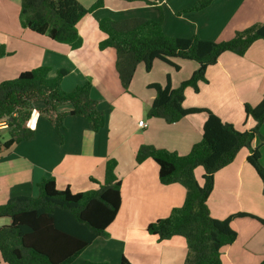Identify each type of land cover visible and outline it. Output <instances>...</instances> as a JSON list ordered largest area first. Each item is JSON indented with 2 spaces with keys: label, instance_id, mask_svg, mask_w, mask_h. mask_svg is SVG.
<instances>
[{
  "label": "crops",
  "instance_id": "obj_1",
  "mask_svg": "<svg viewBox=\"0 0 264 264\" xmlns=\"http://www.w3.org/2000/svg\"><path fill=\"white\" fill-rule=\"evenodd\" d=\"M150 1L156 5L117 1L118 6L113 7L110 17L116 20L136 17L160 20L162 17L168 36H196L217 42L230 40L253 24L264 23V0H215L202 11L180 15L179 12L198 0ZM82 5L92 4L89 0ZM20 8V0H0V45L8 52L0 58V83L13 80L34 66L50 67V77L66 69L69 73L62 80L63 90L69 92L91 80V97L99 101L107 121L95 133L86 118L68 116L64 128L58 132L48 118L35 112L27 123V127L35 130L34 139L15 145L0 159V205L14 196L37 197L38 184L50 177H55L61 190L70 187L73 193H78L96 189L105 180L107 161L115 159L116 174L122 182L121 207L107 230L108 236L97 238L73 264L86 261L121 264L123 257L131 264H185L188 244L184 237L159 241L147 228L181 207L186 189L181 184L163 185L159 165L152 159L138 164L136 154L142 145H151L185 156L202 141L205 113L189 115L174 124L148 116L156 97V92L148 86L165 85L170 76L176 88L192 76L198 63L175 59L180 66L176 70L157 60L149 72L140 64L126 91L116 69V50L99 48L107 37L99 29L100 19L107 15L100 11L103 7L80 24L83 45L76 50L35 32L32 35L22 25L16 32L8 33L5 28L8 24L4 22L17 23L18 20L12 22L9 13L12 9L19 18ZM28 50L38 53L37 56L29 57ZM206 76L208 82L200 84L198 93L186 89L184 107L207 108L238 130H249L253 122L247 119L244 106H257L263 98L264 42H255L244 57L224 53L216 65L208 68ZM60 110L67 112L70 106ZM140 121L147 123V127H141ZM261 133L264 136V125ZM253 147L260 150L264 165V143L259 137L255 138ZM248 156L246 149L241 150L232 164L215 174L208 201L214 218L223 220L244 212L264 219V185L248 163ZM202 175L203 169H197L201 184ZM10 222L9 218H0V226ZM233 226L238 233L237 240L223 249V263L261 264L264 224L251 217H240L234 219ZM0 264H6L1 256Z\"/></svg>",
  "mask_w": 264,
  "mask_h": 264
},
{
  "label": "trees",
  "instance_id": "obj_2",
  "mask_svg": "<svg viewBox=\"0 0 264 264\" xmlns=\"http://www.w3.org/2000/svg\"><path fill=\"white\" fill-rule=\"evenodd\" d=\"M126 3L140 2L156 5L150 0H121ZM215 0H198L180 14L199 12ZM20 21L38 35L67 44L76 50L82 47L79 33L82 21L103 7L97 0L85 7L78 0H20ZM161 9V8H160ZM99 29L107 37L99 44L100 50L113 48L117 52L116 69L122 86L129 91L137 67L145 66L151 71L155 61L164 62L176 70L180 66L175 59L195 61L197 70L178 87H173L170 76L167 83H152L148 87L156 92L149 117L161 118L174 124L193 114L205 113L203 139L191 151L181 156L166 149L142 145L136 162L147 159L159 165V178L163 185L181 184L186 198L166 218L148 225L147 231L159 241L175 236L184 237L188 244L185 264H224L223 249L232 245L238 233L233 226L235 218L251 217L264 224V219L249 213H237L226 219L211 215L208 205L215 184V174L232 164L239 152H249L248 163L253 167L264 185V165L261 152L253 147L255 138L264 143L261 128L264 125V94L257 106L245 104L247 119L253 126L238 130L224 122L207 108H185V91H200V84L207 83V70L216 65L226 52L244 57L257 41L264 42V23H256L239 31L227 41L202 40L168 36L163 19L129 18L116 20L103 17ZM0 45V58L7 56ZM51 68L39 66L22 72L17 78L0 83V122L7 120L8 129L0 130V159L15 145L31 141L35 130L27 127L35 112L49 119L60 132L68 116L84 117L95 133L106 125V114L99 108V101L91 97L93 84L87 80L69 92L62 88V80L69 73L66 69L50 77ZM39 104L41 106H39ZM70 106L67 112L61 107ZM117 161L106 163L105 180L93 190L73 193L70 187L61 190L55 177L45 178L39 184V195L14 196L0 205V218H9L10 224L0 226V256L6 264H73L97 238L107 237V230L114 222L121 207L122 182L116 174ZM202 168V184L196 170ZM83 264H110L86 261ZM121 264H131L123 257ZM264 264V260L261 262Z\"/></svg>",
  "mask_w": 264,
  "mask_h": 264
},
{
  "label": "rangeland",
  "instance_id": "obj_3",
  "mask_svg": "<svg viewBox=\"0 0 264 264\" xmlns=\"http://www.w3.org/2000/svg\"><path fill=\"white\" fill-rule=\"evenodd\" d=\"M78 1L79 2H82V4H84L85 1L89 2V0H78ZM96 1L97 0H90V4H94ZM102 1H103V8L100 9V11H104L107 14L105 16L110 17L113 14L112 13L113 10H115L113 7H117L118 6L117 5V1H120V0H102ZM13 7H15V6L13 5ZM13 7H12V9H13ZM12 9H11V11L9 13V18H13L12 19V22L13 21H16V20H18V22L17 23L15 22L14 24L12 23V25H10L9 20L6 21V22H4V23H7L8 24L5 27L8 33L11 32V31L16 32V30L21 29L20 26H19V25H21L20 17L17 18L16 17V13L13 12L14 9L13 10ZM30 33L32 34L33 32H30ZM32 35H34V34H32ZM27 53H28L29 57H32V58H35V56H37L36 54H38V53H36V52H34L32 50H28ZM36 67L34 66L33 68H36ZM200 169L202 170V168H200Z\"/></svg>",
  "mask_w": 264,
  "mask_h": 264
},
{
  "label": "built area",
  "instance_id": "obj_4",
  "mask_svg": "<svg viewBox=\"0 0 264 264\" xmlns=\"http://www.w3.org/2000/svg\"><path fill=\"white\" fill-rule=\"evenodd\" d=\"M139 125L141 127H147V123H145L144 121H140L139 122ZM8 128H9V123H8L7 120H3V121L0 122V130H2V129H8Z\"/></svg>",
  "mask_w": 264,
  "mask_h": 264
}]
</instances>
